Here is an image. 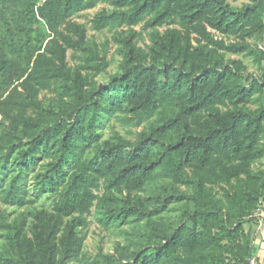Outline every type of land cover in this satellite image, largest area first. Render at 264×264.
I'll use <instances>...</instances> for the list:
<instances>
[{"label": "trees", "instance_id": "obj_1", "mask_svg": "<svg viewBox=\"0 0 264 264\" xmlns=\"http://www.w3.org/2000/svg\"><path fill=\"white\" fill-rule=\"evenodd\" d=\"M263 95L264 0H0V264H250ZM92 221L128 242L86 257Z\"/></svg>", "mask_w": 264, "mask_h": 264}, {"label": "rangeland", "instance_id": "obj_2", "mask_svg": "<svg viewBox=\"0 0 264 264\" xmlns=\"http://www.w3.org/2000/svg\"><path fill=\"white\" fill-rule=\"evenodd\" d=\"M232 5L239 6L248 0H228ZM104 7H109L106 3H100L96 7L86 10L82 13L81 17L76 18V20L80 23L86 24L88 37L94 38L97 42H102L105 39H110L112 33L104 30L102 32H96L90 28V20L94 16L96 12L101 10ZM136 31L142 32V38L139 39L138 44L140 46H144L148 44L147 30H143L141 25L134 27ZM163 30V28L161 29ZM116 45L111 44L108 58L110 59L109 66L106 70L96 77L97 81L101 84L107 82L109 77L117 71V66L120 61V56L115 53ZM243 59V61L247 64L249 71H255L256 67L252 63L250 58L243 56H234ZM72 62V61H71ZM264 98V95H263ZM143 125L138 127H124L120 122L115 119H111L108 124H106L103 130V137L106 138L111 134V129H115L119 133L126 135L129 138H133V134L142 129ZM130 131L131 133H128ZM256 167L264 168V159L256 164ZM50 203L46 198H42L38 204H42L48 206ZM1 208H5L1 206ZM177 205H170L167 213L165 214L167 219L170 222H173L178 215ZM10 212H15L14 208H7ZM249 224L246 225L248 227ZM126 227V226H124ZM252 229L256 232V238L254 241V248L256 250V256L253 258L254 262L250 264H264V226L263 221L261 224L252 226ZM1 241V238H0ZM128 241L126 237L122 234H119L117 230L110 229L105 230L99 227L95 222H91L89 227L86 230V237L83 246V253L86 257L93 259L100 251L103 253H107L114 249L117 245H125ZM67 264H83L82 262L71 261Z\"/></svg>", "mask_w": 264, "mask_h": 264}, {"label": "built area", "instance_id": "obj_3", "mask_svg": "<svg viewBox=\"0 0 264 264\" xmlns=\"http://www.w3.org/2000/svg\"><path fill=\"white\" fill-rule=\"evenodd\" d=\"M262 223V221H260V224ZM254 262V259L252 258L251 260H250V263H253Z\"/></svg>", "mask_w": 264, "mask_h": 264}, {"label": "water", "instance_id": "obj_4", "mask_svg": "<svg viewBox=\"0 0 264 264\" xmlns=\"http://www.w3.org/2000/svg\"><path fill=\"white\" fill-rule=\"evenodd\" d=\"M263 226H264V220H263Z\"/></svg>", "mask_w": 264, "mask_h": 264}]
</instances>
